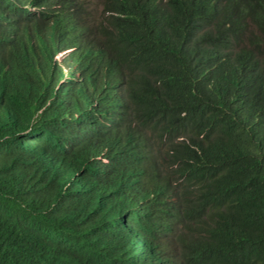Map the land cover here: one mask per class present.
<instances>
[{
    "label": "trees",
    "instance_id": "1",
    "mask_svg": "<svg viewBox=\"0 0 264 264\" xmlns=\"http://www.w3.org/2000/svg\"><path fill=\"white\" fill-rule=\"evenodd\" d=\"M30 3L0 12V264H137L136 231L170 264L173 196L184 264H264V0Z\"/></svg>",
    "mask_w": 264,
    "mask_h": 264
},
{
    "label": "clouds",
    "instance_id": "2",
    "mask_svg": "<svg viewBox=\"0 0 264 264\" xmlns=\"http://www.w3.org/2000/svg\"><path fill=\"white\" fill-rule=\"evenodd\" d=\"M31 0H0V12L1 10L8 9H25V10H36L31 3ZM74 49H61L55 52L52 56V62L56 63L63 71V76L56 83V87L58 83H61L70 76L78 77L79 73L77 72L76 63L71 62V55ZM102 88V90H101ZM98 90V94H96L94 102L96 105L97 113L95 114V120L98 123L100 120V112L98 110V100L99 99H107L110 105L113 107V110L117 114H122L127 111V98L123 99L122 97H118L122 92L121 88L117 89H108L106 90L105 86H102ZM98 98V99H97ZM160 208L165 212L166 217L168 218V222L155 220L158 227L170 228L171 232L169 233V237L167 243L172 247L173 252L168 254V261L170 264H184L182 262L181 253H177V246L175 243V229L178 228L179 219L181 216L182 205L179 198L171 197L166 200L163 204H161ZM147 237L140 231H136L132 234V244L136 246L134 253L138 255V258L135 259L131 257V261L137 264H160L161 255L155 253L153 254V250H148L147 248Z\"/></svg>",
    "mask_w": 264,
    "mask_h": 264
},
{
    "label": "bare ground",
    "instance_id": "3",
    "mask_svg": "<svg viewBox=\"0 0 264 264\" xmlns=\"http://www.w3.org/2000/svg\"><path fill=\"white\" fill-rule=\"evenodd\" d=\"M56 76H57V75H55V79L57 80V77H56ZM55 79H54V80H55ZM54 80H53V81H54ZM56 80H55V81H56ZM51 82H52V81H51ZM80 129H81V128H80ZM78 131H82V130H79V129H78ZM75 132H76V131H75ZM84 182H85V181H84ZM84 182H83V183H84ZM81 183H82V182H81ZM88 188H89V187H88ZM90 188H91V187H90Z\"/></svg>",
    "mask_w": 264,
    "mask_h": 264
}]
</instances>
